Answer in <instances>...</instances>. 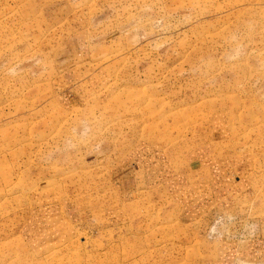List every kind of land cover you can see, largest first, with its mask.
Here are the masks:
<instances>
[{
	"label": "rangeland",
	"instance_id": "obj_1",
	"mask_svg": "<svg viewBox=\"0 0 264 264\" xmlns=\"http://www.w3.org/2000/svg\"><path fill=\"white\" fill-rule=\"evenodd\" d=\"M245 219L264 0H0V264H222Z\"/></svg>",
	"mask_w": 264,
	"mask_h": 264
},
{
	"label": "crops",
	"instance_id": "obj_2",
	"mask_svg": "<svg viewBox=\"0 0 264 264\" xmlns=\"http://www.w3.org/2000/svg\"><path fill=\"white\" fill-rule=\"evenodd\" d=\"M246 221L245 219V223L243 222L239 227V229L244 227L242 237L235 235L232 237L235 238L234 240H229L222 246V264H264L262 226L259 221Z\"/></svg>",
	"mask_w": 264,
	"mask_h": 264
}]
</instances>
